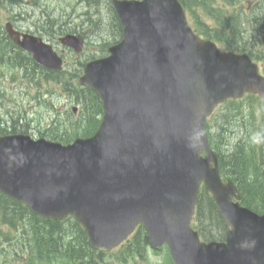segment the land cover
<instances>
[{"label": "water", "instance_id": "obj_1", "mask_svg": "<svg viewBox=\"0 0 264 264\" xmlns=\"http://www.w3.org/2000/svg\"><path fill=\"white\" fill-rule=\"evenodd\" d=\"M119 4L127 23L123 46L130 38L132 48L114 51L122 62L108 65L102 94H109L103 98L110 97L111 107L136 119L147 138L161 142L162 164L146 158L141 175L136 155L129 162L135 166L121 164L144 140L137 130H129V139L125 133L110 137L102 131L86 158L75 147L4 136L0 190L45 216L75 214L101 249L142 222L155 246L169 245L175 264H264V215L232 202L233 196L239 198L234 184H222L217 168L199 156L207 149L201 122L212 106L244 89L264 98V88L251 84L250 77L244 80L241 68L227 69L216 54L203 49L212 59V76L206 67L211 60L195 47L210 46L195 43L176 24L180 18L172 2ZM202 179L231 226L226 242L202 243L189 225Z\"/></svg>", "mask_w": 264, "mask_h": 264}, {"label": "rangeland", "instance_id": "obj_2", "mask_svg": "<svg viewBox=\"0 0 264 264\" xmlns=\"http://www.w3.org/2000/svg\"><path fill=\"white\" fill-rule=\"evenodd\" d=\"M47 2L44 4L45 8H41L39 4H37L34 0H23L20 4L22 7H14L17 4L16 0H6L2 4L3 13L5 17H7L8 13L11 9H14L15 12H20L22 15L26 17V20L20 22L21 27H29L31 30L35 31L36 27L42 29L40 25L37 24V20H45L49 17H54L58 20L62 18L63 15L65 18H71L73 21L69 24V27H74L76 24L85 22L86 33H89V37L95 39L97 41V36L92 33H96L100 36V38H106L110 34L109 31L115 30L116 28V20L113 15L110 14V11L107 7H103L101 5L95 4H84V8L80 7L76 10L64 12L63 9V0H46ZM194 4V9L196 12L204 15L203 23L205 25H211L213 23V19L219 17L221 12L218 10V6L223 4L222 0H216V4L214 6H205L202 4V0H192ZM255 2H264V0H255ZM253 2L250 4L252 6ZM241 5H247V0H242L240 2ZM6 7L10 8V11L7 12L5 10ZM13 7V8H12ZM247 10H250L248 7ZM31 14V21H29V15ZM248 14V11L246 12ZM207 16L208 18H206ZM260 23L264 28V11L260 13ZM80 17V18H79ZM34 21V23H33ZM58 24V22H57ZM253 24L249 22L245 23L241 28H252ZM234 29V28H233ZM48 37V36H46ZM49 38V37H48ZM240 38V37H239ZM250 39L257 43V39L254 36H250ZM239 41L241 43L243 40L240 38ZM12 70H9L7 75H5L2 79L3 88L5 89V94L0 96V113L4 118H10L12 116L17 117L19 111L21 110L23 113L27 112L29 118H31V126L34 127L30 132L33 136L38 137L37 131L39 127L44 126L48 130L49 136L60 137L64 135V133L70 128L69 124L65 123H54V120L49 117L48 111L45 109L44 105L46 104L45 99L42 97L44 95L46 99L51 103V95L43 91L41 94H36V91L31 90L29 93L25 92L23 88H21L20 77L18 80L14 81L11 79ZM52 88L53 96L55 103L53 105L54 111L64 112L67 106L70 108L75 103H79L81 111L83 113H87V104L92 101L85 100L86 92L83 90L79 91H68V85L66 82H61L57 84H53L50 86ZM69 92V93H68ZM37 97L42 98L41 103L38 102ZM89 98V96H88ZM68 99H71L75 103H71ZM78 106V105H77ZM52 113H54L52 111ZM250 113L252 116V123L247 125V130L253 134L255 117L260 118L262 115L259 112L257 107L250 108ZM20 123H23L20 121ZM238 132H231L228 137V142L232 143L236 140ZM19 211V210H13ZM26 214H19L16 217L14 222L18 219H23L13 227H9L7 224H3L0 226V264H28V258L30 255H34V257H38L36 254L31 253L27 248L28 243L31 245L34 243V240L37 238V232L31 230V227H27L25 232L24 226V218H26ZM70 220L62 221L59 223V227L62 229L60 232L59 229H53L55 233V241L53 242L54 248L57 250V253H52L45 264H85L81 260L77 259L71 261L68 258L63 256L65 253V249L69 247V245L78 246V241L76 239V230ZM50 225H47L49 227ZM1 228H3V233L7 235V239L4 236H1ZM41 235L46 236L44 232ZM24 238V239H23ZM119 248H115L112 250V253L118 252ZM105 257L104 261L95 260L89 264H123L117 261L111 254ZM145 257L140 258V260H131L128 261L127 264H170L168 251L165 247H161L157 252L153 251L151 247H147L145 249Z\"/></svg>", "mask_w": 264, "mask_h": 264}, {"label": "trees", "instance_id": "obj_3", "mask_svg": "<svg viewBox=\"0 0 264 264\" xmlns=\"http://www.w3.org/2000/svg\"><path fill=\"white\" fill-rule=\"evenodd\" d=\"M235 103L231 104V108H234ZM230 106H226L222 111L219 112L217 119H216V132L213 134V142L219 150L223 149V138L227 130L231 128V121L232 114L229 109ZM243 150V146L239 145L234 148V150L228 156H222V171L224 174L227 173V166L231 168H235L238 165L240 160L239 154ZM238 172L237 169L233 170L231 173ZM237 179V178H236ZM240 184L242 190L244 192V204L252 205L254 204L255 208L259 211H264V188H258L255 183H250L246 181V179L239 175ZM248 185H251L248 187ZM255 190L261 191L262 193L259 195L258 200H253V194ZM6 205V204H5ZM7 206V205H6ZM6 210H11L10 207H5ZM195 227L200 231L201 235L206 239H213V238H223L225 232V223L222 219V216L219 210L216 207V204L210 194L203 190L200 194L199 201L197 204V212L194 221ZM140 231H143L140 229ZM144 232V231H143ZM145 233V232H144ZM55 233L53 230H50V237H54ZM138 240H146V234L139 233L137 237ZM52 242V241H51Z\"/></svg>", "mask_w": 264, "mask_h": 264}]
</instances>
